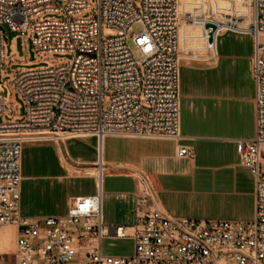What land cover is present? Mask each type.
I'll list each match as a JSON object with an SVG mask.
<instances>
[{"label":"built area","instance_id":"built-area-1","mask_svg":"<svg viewBox=\"0 0 264 264\" xmlns=\"http://www.w3.org/2000/svg\"><path fill=\"white\" fill-rule=\"evenodd\" d=\"M51 13L59 17L44 18ZM0 22L20 32L27 47L33 44L35 61L53 63L12 69L16 60L6 57L8 38L0 26L1 79L10 76V89H18L25 102L22 113L0 90V229L11 231L0 264H264V0H0ZM180 22L202 26L206 51L216 52L219 36L228 31L253 37L255 135L236 143L240 163L255 178V218L169 215L159 207L152 182L139 174L135 223L107 225L100 151L105 138H182ZM107 28L115 34L106 36ZM54 52L72 57L55 59ZM88 136L99 144L96 192L75 197L65 215H22L27 139ZM193 154L191 146L179 145L178 156ZM107 237L131 238L133 252L106 253Z\"/></svg>","mask_w":264,"mask_h":264},{"label":"crops","instance_id":"crops-1","mask_svg":"<svg viewBox=\"0 0 264 264\" xmlns=\"http://www.w3.org/2000/svg\"><path fill=\"white\" fill-rule=\"evenodd\" d=\"M253 55L250 34L228 31L219 36L216 52L204 51L182 62L180 140L118 135L105 138V224L135 223L139 174L152 182L159 207L169 215L197 220L255 218V178L240 163L236 143L237 139L255 135ZM180 144L191 146L193 156H178ZM98 162L95 136L27 142L22 152L21 214H67L75 197L96 192ZM84 182L92 189H84Z\"/></svg>","mask_w":264,"mask_h":264},{"label":"rangeland","instance_id":"rangeland-1","mask_svg":"<svg viewBox=\"0 0 264 264\" xmlns=\"http://www.w3.org/2000/svg\"><path fill=\"white\" fill-rule=\"evenodd\" d=\"M97 0H91V3L94 5L96 4ZM188 8V6H186ZM59 17L56 13H51L45 16L44 18H54ZM3 25V27L6 30V36L8 38V42L6 44L5 53L7 58L14 57L16 62H12L11 67L14 70H21V69H40V68H47L53 66V63L50 62V60H41V61H35V49L33 44L30 42L28 47L26 44V41L24 39V36L17 31L11 30V28L8 26V24L1 23L0 26ZM141 24H135L134 29L138 30L141 29ZM115 31L112 29L107 28L105 30L106 36L114 35ZM179 36H180V45H181V51L179 54V61L180 65L185 60H189V57L194 56L195 54H200L204 51H206L205 43L206 39L203 34V28L200 24H193V23H185L180 22V28H179ZM132 49L133 53L138 60L143 59L142 52L137 49L133 43ZM52 57L55 59H64L68 57H72L71 53L68 52H54L52 54ZM2 70L0 69V73ZM11 77L10 76H4L2 79V82H0V90L3 92L4 98L7 102H12L16 104L20 112H24L25 109V102L18 91V89H13V91L10 89L9 85H11ZM8 119L9 116H6ZM84 189H92L91 184L88 182H84ZM9 230L8 228H2L0 231V242H1V235L3 231ZM129 236L131 233H128ZM11 245V243L6 246L5 248L0 243V250L1 249H8V247ZM104 249L109 252L113 253H131L132 252V240L127 239H105L104 240Z\"/></svg>","mask_w":264,"mask_h":264},{"label":"bare ground","instance_id":"bare-ground-1","mask_svg":"<svg viewBox=\"0 0 264 264\" xmlns=\"http://www.w3.org/2000/svg\"><path fill=\"white\" fill-rule=\"evenodd\" d=\"M264 36V34H263ZM49 137H43V139H48ZM36 140H39V137H33V138H28L27 139V142H30V141H36ZM105 142V140H104ZM104 142L101 143V146H100V151H101V155L104 154ZM88 171V170H87ZM85 172V171H84ZM90 173H97V170L96 169H89ZM99 173V172H98ZM101 181V180H100ZM101 183V182H100ZM101 185V184H100ZM3 228H7V227H3ZM2 229V228H1ZM0 229V230H1ZM1 232V231H0ZM2 246L5 248L6 246H8L10 243H11V231L10 230H5L3 231L2 235H1V242Z\"/></svg>","mask_w":264,"mask_h":264},{"label":"water","instance_id":"water-1","mask_svg":"<svg viewBox=\"0 0 264 264\" xmlns=\"http://www.w3.org/2000/svg\"><path fill=\"white\" fill-rule=\"evenodd\" d=\"M210 26H213V25H211V24L207 25V27H210ZM1 28L5 31V28L3 26H1ZM210 40H211V38H210ZM0 82H2L1 75H0Z\"/></svg>","mask_w":264,"mask_h":264}]
</instances>
